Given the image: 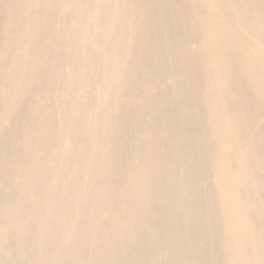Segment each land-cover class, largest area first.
<instances>
[{"label":"bare ground","instance_id":"bare-ground-1","mask_svg":"<svg viewBox=\"0 0 264 264\" xmlns=\"http://www.w3.org/2000/svg\"><path fill=\"white\" fill-rule=\"evenodd\" d=\"M0 1L25 6L9 5L2 25L0 77L16 87L4 80L0 101L32 89L43 100L58 85L68 98L50 109L34 97L23 114L24 97L0 122L2 140L16 133L0 142V180L18 173V189L0 190V264H264V0ZM202 75L213 80L211 125L197 100ZM211 175L215 192L199 185Z\"/></svg>","mask_w":264,"mask_h":264},{"label":"rangeland","instance_id":"rangeland-1","mask_svg":"<svg viewBox=\"0 0 264 264\" xmlns=\"http://www.w3.org/2000/svg\"><path fill=\"white\" fill-rule=\"evenodd\" d=\"M7 3L5 2V1H0V13L1 14H3V13H6V14H3V15H1L0 17H3V18H0V22H2V21H4V23H0V26L2 27H0V34H1V37L2 36H4L3 37V40H2V38H0L3 42L4 41H6V35L4 34V31H3V28H4V26H6V24H7V16H11V14L13 15V11H10V15H9V13H8V11H9V5L11 6L10 8H11V10L13 9V6L15 7V5H16V7L15 8H19V9H14L15 11H17V12H20V11H22L23 9H25V6H24V3L23 2H19V3H16L15 2V4L14 3H12V4H8V6L6 5ZM21 5H22V7H21ZM175 6H176V4H174ZM1 7H3V8H5V10L4 9H2ZM21 7V8H20ZM8 8V9H7ZM20 9H22V10H20ZM154 9V8H153ZM8 10V11H7ZM18 10H20V11H18ZM190 11V9H186V11ZM4 11V12H3ZM154 12H155V9L153 10ZM152 11V12H153ZM17 12H15V13H17ZM4 15H5V18H6V21H5V18H4ZM2 19V20H1ZM190 22H192V21H190ZM2 25H4V26H2ZM2 34H4V35H2ZM18 37H19V35H17V34H14L13 36H12V38H11V40L13 39L14 41H13V43L12 44H14V42L16 41L17 42V40H18ZM8 39V38H7ZM200 39V40H199ZM196 41L197 42H195V43H198V45H200V46H202V49H203V47H204V43H203V40L201 39V37H198L197 39H196ZM3 42H1L0 44H2ZM201 42V43H200ZM196 46V45H194L195 47H194V49H193V51L194 52H199L200 51V49H199V46ZM108 47H109V49H110V47L111 46H107V49H108ZM197 47H198V50H197ZM0 57L5 53L6 54V52L5 51H3L2 50V48L0 47ZM201 49V50H202ZM193 51L192 52H190L191 54H193ZM4 52V53H3ZM196 52V53H197ZM8 53V52H7ZM195 54V53H194ZM173 63H167V64H165V65H167L168 67V69H170L171 68V65H172ZM64 66H66V64H64ZM21 68H23L24 66L23 65H21L20 66ZM0 74H2L1 73V70H0ZM2 76V75H1ZM203 77H201V82H202V84H203V87L201 88L202 89V91H199L198 93L199 94H197V100L199 101V103H200V105H202V108H201V106H200V109H202V110H200V111H202L203 113V116H204V120L206 121L205 123H206V125H211L212 124V119H213V113H212V110L208 107V106H206V104H205V98H206V96H207V92H208V89H209V87H210V85H212V82H213V80H212V78L211 77H209V76H205V75H202ZM0 78H3V79H1V83H0V88L1 87H3L4 85H5V82L6 81H8V80H5L6 78L5 77H0ZM4 80H5V82H4ZM208 81H210L209 83H208ZM4 84V85H3ZM209 85V86H208ZM7 88H9V89H14L16 86H15V84L13 85V84H9V81L7 82V84L5 85ZM9 86V87H8ZM63 86L64 85H61V88H60V85H58L57 86V88H55L52 92H51V94H50V98H46V99H43V100H39V98L36 96V94H34V92L33 91H35V93H36V90H31L30 91V94H27L28 95V97H31V98H28L26 95L25 96H23V97H21L20 98V100L21 99H23L24 97H26L25 98V101H20V100H14L13 102H11L13 99H9V101H6L5 100V102L4 101H0V104H2V105H0V109H1V112H0V114L2 115L1 117H0V122H2L4 125H6L5 123H6V121H7V119H8V117L6 116V109H7V106H9L11 103L12 104H14V102L16 101H20V102H18V103H21L22 104V106H24L25 108H23L22 110L24 111V113L23 114H26V112H27V105H25V104H30V103H33V101L36 99V100H38V101H34V103H36L37 105H41L42 107L44 106V107H47V108H50V109H55V107L57 106V105H59V101H61V100H63L62 102H64L65 100L66 101H68V98L66 99V98H64V97H66V96H64V95H66V92H67V88H65V91H63L62 90V92H64L63 93V95L61 94V89H64L63 88ZM208 86V87H207ZM60 88V89H59ZM60 92V93H59ZM253 93V92H252ZM52 94L55 96V97H52ZM57 94V95H56ZM61 95V97H60V95ZM30 95V96H29ZM67 95H68V93H67ZM176 95H178V94H176ZM199 95V96H198ZM251 95V94H250ZM64 96V97H63ZM69 96V95H68ZM67 96V97H68ZM35 97V99L33 100V98ZM63 97V98H62ZM81 98V97H80ZM94 98V97H93ZM93 98H91L92 100H93ZM102 96H98V95H96L95 96V98L94 99H96L95 100V102H101L102 101ZM176 98H177V96H176ZM176 98L174 97V99L176 100ZM57 99V100H56ZM65 99V100H64ZM69 99H70V96H69ZM76 99H79V98H76ZM27 100V101H26ZM28 100L30 101V100H33L32 102L30 101V102H28ZM80 100V99H79ZM79 100H75V101H79ZM91 100V102H93ZM82 101L84 102L85 101V99L84 98H82ZM81 100L79 101V104H83V102H82ZM3 102V103H2ZM15 102V103H16ZM22 102H24V103H22ZM28 102V103H27ZM52 102H53V104H56L55 106L52 104ZM82 102V103H81ZM98 102V103H99ZM4 103L6 104L5 106H4ZM9 103V104H8ZM78 103V102H77ZM24 104V105H23ZM93 104H95L94 102H93ZM97 104V103H96ZM5 107V108H4ZM182 107V108H181ZM184 106H179V107H177L178 109H180V110H184V108H183ZM3 109V110H2ZM5 109V110H4ZM26 109V110H25ZM259 109H261V110H259ZM264 107L262 106V108H258L257 109V112H258V117L256 118L257 119V121H258V124H257V122H256V124H257V127H261V128H263L264 126ZM152 111H151V113H153L154 111H153V109H151ZM259 110V111H258ZM263 110V111H262ZM22 111V112H23ZM261 111V112H260ZM21 111H20V113H22ZM263 114V115H262ZM19 116H21L22 117V115H20L19 114V112H18V114H17V117H18V119L19 120H21V122H25V121H29V118H26V117H28V116H25V119H27V120H23V118L21 119V117H19ZM23 116V117H24ZM166 116V115H165ZM263 116V117H262ZM5 117V118H4ZM6 117H7V119H6ZM261 118V119H260ZM3 119H6V120H3ZM33 120L34 121H36V122H38V123H49V121H51V118H45V117H42V116H40V115H38V116H35L34 118H33ZM263 120V121H262ZM8 122V121H7ZM22 123V125H24V124H26V122L25 123ZM10 124V123H9ZM261 124V125H260ZM11 125V124H10ZM14 126V125H13ZM13 126L12 127H10L9 126V128H8V130L10 131V128L12 129L13 128ZM7 127V126H6ZM22 127V126H21ZM20 127V128H21ZM19 128V129H20ZM15 128H13V131H16L17 132V130L15 129ZM7 130V132H8V134L10 133L9 131ZM12 132V131H11ZM19 133H20V130L18 131ZM13 133V132H12ZM11 133V135L13 136H15V132L12 134ZM10 136V135H9ZM12 136L10 137V138H12ZM2 135L0 136V139L2 140ZM5 138L6 137H4V139L3 140H5ZM9 137L7 136V138H6V141L8 140H10V138L8 139ZM0 140V142L2 143V142H4L3 140L1 141ZM12 141V140H11ZM10 141V142H11ZM10 142H8L9 144H10ZM128 140L127 141H121V142H119L120 144H125V147H127V146H129V144H130V142H129V144H128ZM7 143V142H6ZM7 143V144H8ZM128 144V145H127ZM124 146V145H123ZM12 148V147H11ZM14 149H16L13 153H15V152H17V150H19V152H22L23 151V148H24V145H23V143H20L19 145L17 144L16 145V147L14 146L13 147ZM10 149L9 150V152L10 153H7L9 156H12L11 154H13V153H11L12 152V150H14V149ZM211 148H212V152H211ZM169 149H167V151H168ZM217 151V145L215 144V143H212L211 145H210V153H209V155H208V153H206L207 155H204L203 156V162L205 163V165H206V163L210 160V158L211 157H209V156H212L215 152ZM165 152H166V150H165ZM169 152V154L171 153V150H169L168 151ZM104 153H105V151H104ZM211 153H213L212 155H211ZM166 154V153H165ZM168 154V153H167ZM168 154V155H169ZM8 155H7V157H6V154H5V156H3V157H6V158H9L8 157ZM29 155H30V157H32V159L34 160V161H37V160H40L41 158H43V156H44V154H43V152L42 151H40V149L38 148V147H34L33 149H31L30 150V153H29ZM127 155H131V154H127ZM127 155H125L126 156V159L125 158H123V159H125V160H123V162L125 163L126 161H128L129 159H133V160H137V161H141V159L140 158H137V157H132V158H129V156H127ZM208 156V157H207ZM128 157V158H127ZM2 158V157H1ZM6 158L4 159L3 158V160H6ZM8 161H9V159H7ZM7 160L6 161H4V162H7ZM181 160V159H180ZM179 160V161H180ZM205 160V161H204ZM179 161L178 160H176V162L175 163H179ZM182 161V160H181ZM0 162H3L2 161V159L0 160ZM203 163V164H204ZM124 167L123 168H121L120 169V173H124V171H125V165H123ZM55 169H56V166H54V165H50V166H48V175H50V174H52V173H54L55 172ZM216 168H209V170H210V172L212 171V174H213V171L215 170ZM9 174V175H8ZM8 174H6L7 175V177L6 176H4L3 178H7V179H1L0 180V190H2V191H5L6 193H8L15 185H16V183L14 182V179H15V177H17V175H18V173H8ZM9 176V177H8ZM141 177H143V176H141ZM72 180H76V181H78L79 183H82V180L81 179H72ZM72 180H70V181H72ZM9 181V183H7ZM10 181H11V184H12V182H14V184H12L13 186H11V185H7V184H10ZM67 184L69 183V182H66ZM200 187H211V189L212 190H214V192H215V187H216V182H215V180H214V177L211 175L210 176V178H208L207 180H204V181H202L200 184ZM10 187H12V188H10ZM14 188H16V189H18L17 188V186L16 187H14ZM214 188V189H213ZM110 192V188H105V190H103L102 191V193L100 194V196H102V198L107 194V193H109ZM46 197L47 196H45V197H40V198H38V201H40L41 203L43 202V201H45V199H46ZM88 206L90 207V209L92 208V207H94L95 206V203L93 202V203H89L88 204ZM214 215V214H213ZM52 219L53 220H56V219H58V214H54V215H52ZM203 228H207V226H205V225H203L202 226ZM223 228H224V223H221V222H218V224L216 225V227H215V235L216 236H219L220 234H222V230H223ZM26 245V244H25ZM27 247L28 246H30L29 244H27L26 245ZM25 246V247H26ZM225 247V244L223 245V244H221V245H213L211 248H209V250H208V253L210 254V258H209V260L211 259V257H213L214 255H216V254H218L219 252H221V251H223V249H224V247ZM123 248H124V244H119V245H117V246H114V247H112V248H108V251H110V250H112V249H115V250H119L120 252L123 250ZM23 249H24V246H23ZM157 249V248H156ZM154 250V251H156V254L159 256V258L161 257L160 255H161V253L163 252V247H161V248H159V249H157V250ZM154 251H152V249L151 250H149V251H147L146 252V254H145V256H144V258H150V257H152L153 255H152V253L154 252ZM136 255V254H135ZM136 258H140V257H138L137 255L135 256ZM172 258H170V259H168V261H167V264H171V262H172ZM221 260H223V259H221ZM170 261V262H169ZM222 262V261H221ZM220 261H219V264L221 263ZM222 264V263H221Z\"/></svg>","mask_w":264,"mask_h":264}]
</instances>
